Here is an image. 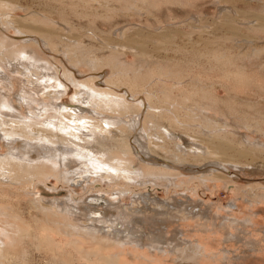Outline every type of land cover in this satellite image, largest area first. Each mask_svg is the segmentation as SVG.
<instances>
[{"label": "rangeland", "instance_id": "374dc122", "mask_svg": "<svg viewBox=\"0 0 264 264\" xmlns=\"http://www.w3.org/2000/svg\"><path fill=\"white\" fill-rule=\"evenodd\" d=\"M10 2L16 6L11 15L30 20L50 17L61 30L59 35H62L63 41L74 45L77 44V39L84 37L86 50L82 53L80 62H76V54H68L60 46L50 49L44 39L38 35L31 34L30 38L26 33L19 34L20 32L18 33L13 27L14 23H8L6 20L9 14L0 13V34L4 37V41L9 43L12 39L17 46L22 43H33L34 46L30 47L36 50L35 54L22 52L19 57L34 59L35 56L46 63L45 67H40L41 71L43 70L42 74L39 72L38 76L31 75L33 80H38L30 84L25 74H29L32 69L28 71L30 69L26 70L20 65L16 67L14 62L7 63L1 59L4 51L0 50L1 153L18 148H22V151L24 149L22 138L16 139L14 144L5 137L3 139L5 128L1 123L2 120L35 119L34 114H39L37 106L41 101L47 104V114H43L44 109H42V116L40 118L38 116L37 119L39 118L38 120L45 126L56 114L58 115L55 108H52L57 101L60 104H71L76 101L74 97L77 90L74 83L76 80L94 79L97 85L106 87L105 79L110 75L123 74L127 76L138 74L140 77L138 82H148L144 89H151L156 82H170L182 87L187 85V89L190 90H204L213 97H218L225 104H219L216 112L212 110L211 113L208 111L205 114L216 117L220 123H223L225 118L231 121L236 119L242 123L248 121L252 125V130H248L244 123L234 124L238 129L240 128L239 134L250 135L254 146L258 139L264 141V29H260L261 26L259 30L254 28L260 25L259 20L264 24V0H11ZM221 5L224 6L223 9L220 8ZM59 20L65 22L68 27ZM3 21L6 24H2ZM70 34L74 38H69ZM255 51L258 53L256 54ZM112 53L116 54L112 64L100 63L97 67L94 66V62L91 63L95 57L103 62L102 57L110 56ZM35 64L42 63L37 61ZM55 72L58 74L55 75ZM47 77L50 80L56 79L55 83L66 86L65 95L58 99L53 98L52 95L45 98L47 91L43 92V87L53 86L48 80L45 81ZM124 89L123 87L122 93L126 92ZM24 92L31 97L36 96L40 101L33 100L31 104L24 101L21 95ZM147 93V90L143 92L144 95ZM194 99V103L189 102L191 105L206 102L203 98ZM146 114L145 111L142 124H145ZM61 119L69 122L67 118ZM194 127L200 128V125L195 124ZM221 130L224 129H218ZM117 133L121 134V131L118 130ZM99 136L103 137L100 133ZM187 136L189 137L185 135L186 138ZM121 138L122 136H119L117 139ZM190 142L192 143L193 140ZM107 143L115 142L111 140ZM244 143L247 144L245 140ZM170 147V151L177 148L174 143ZM256 152L261 157L239 156L235 159L236 164L225 163V166L214 170L222 178L217 181L207 179L206 183L201 182L204 171L209 170L206 168L207 164L199 167L186 165L185 169L180 168L181 180H177L176 184L172 182L171 188L166 180L154 183L146 179L148 182L131 186L133 192L122 197L123 201H120L121 196L111 193L118 188L117 186L106 188L109 190L107 194L98 191L101 187L100 183L72 185L73 182L71 184L57 180L55 177H49L41 183L35 180L22 186L23 188L13 189L29 194L25 197L21 196L22 199L14 197L12 204H15L16 208L21 207L19 210L23 216L21 217L23 227L29 228L32 237L26 235L28 237L25 236L26 238L12 246L14 247H11L12 253L6 257L7 259L3 258L0 264H91L75 250H66L67 240L56 225L51 222L49 224V221H52L50 216L39 209L33 210V213L29 211L28 204L41 193L48 198L73 197L77 204L82 199L85 201L88 197L99 195L111 203L110 209H114L119 204L136 205L135 196L142 192H149L155 201L156 199L167 201L179 198L191 199L188 196L190 193L186 191L187 188L193 189L192 200L201 202L202 207L200 210L197 208L194 210L197 214L181 212L176 216L178 221L170 219L167 231L172 236L178 234L177 226L184 230V233L181 232L184 242H181V249L178 247L182 253L191 247L189 245H193L190 241L195 242L197 237L201 238L207 244L206 255H202L200 259L198 257L195 260H187L188 258L185 259L183 256L178 257V251L176 250V253L175 249L168 246L165 249H169V252L163 262L154 264H264V151ZM126 158L138 164L137 156H126ZM195 192L200 196L199 198L195 196ZM16 198L21 200L18 201ZM158 202V205H163V202L162 204ZM51 234L59 241L52 239ZM201 236H204V239ZM61 239H64V242L61 243ZM80 240L83 242L80 249L89 245V239L85 235L80 237ZM135 244L128 246L133 247ZM147 248L148 251L151 250ZM156 254L160 255L162 252L157 251ZM153 257L148 255L150 260ZM143 264L151 263L144 259Z\"/></svg>", "mask_w": 264, "mask_h": 264}, {"label": "bare ground", "instance_id": "6f19581e", "mask_svg": "<svg viewBox=\"0 0 264 264\" xmlns=\"http://www.w3.org/2000/svg\"><path fill=\"white\" fill-rule=\"evenodd\" d=\"M10 1L0 0V13L2 15L9 14V18L6 20L8 23H14L13 27L18 33L20 32L19 34L38 35L44 39L46 46L50 49L60 46L66 53L76 54L75 60L80 62L82 53L86 50L84 37L77 39V44L66 43L61 39L62 35H59L61 30L52 18L42 19L36 16L37 18L30 20L15 17L11 13L14 12L16 6ZM223 7L221 5L220 8L223 9ZM59 21L65 23L62 20ZM259 23L257 28L254 27L255 30H259L260 26L262 27L260 29H264L261 20ZM2 24L6 23L3 21ZM65 25L68 27L66 23ZM28 36L26 35V38ZM29 37L31 38V36ZM68 37L74 38L71 37V34ZM36 39L35 37L34 40ZM30 46H34V44L22 43L17 46L12 39L6 43L0 34V50L4 51L1 59L9 64L14 62L16 67L20 65L26 70L30 69L28 71L32 69L31 74H25L27 82L31 84L38 80L37 78V80H33L31 75L38 76L39 72L42 74L43 70L41 71L40 67H45L46 63L35 56L34 59L19 57L22 52L35 54L36 50L31 49ZM102 58L103 62L97 60L100 58L95 57L91 63L94 62V66L97 67L100 63L112 64L116 54L112 53L110 56ZM37 61L42 64L36 65ZM139 78L138 74L134 76L110 75L105 79L106 87L97 85L94 79L75 81L73 78L75 86H77L76 96H74L76 101L71 104H60L57 101L52 108H55L58 115L56 114L52 118L53 120L51 119L45 126L41 123L42 121H39V118L42 116V109H44L43 114L47 112V104L42 103L36 96L31 97L26 92L19 93L22 95V99L30 104L33 100L40 101L38 103L40 105L37 106V110L40 112L34 114L35 119L16 120L11 118L1 121L5 128L3 139L5 137L15 143L16 139L22 138L24 149L22 151V148H14L13 151L0 152V262L12 253L10 252L14 248L12 246H15L26 235H30L29 228L26 229L22 224L21 217L23 216L19 210L21 207H17V209L15 204H12L14 197H25L28 193L13 191V189L24 187L35 180H39L41 183L42 180L55 177L57 180L71 184L73 182L72 185L87 182L100 183L101 187L98 191L105 193L109 192L106 188L117 186L116 190L110 192L121 196L120 201H123L122 197L133 192L131 186H139L147 180L154 183L166 180L170 185L172 182L176 184L177 180H181L179 175L182 170L180 168L185 169L186 165L199 167L207 164L206 168L209 170L204 171V177L201 179V182L206 183L207 179L216 181L222 179L221 175L215 173L214 170L225 166V163L236 164L235 159L239 156H255L259 155L256 151H264L263 140L258 139L254 146L250 135L239 134L240 128L238 129L234 125L244 123L243 125L250 130L252 126L250 122L242 123L236 119V121H231L225 118L226 121L220 123L216 117L205 114L212 110L216 112L219 104L225 105L218 97H213L204 90H190L187 89V85L182 87L170 82H156L151 89H144L148 82H138ZM47 80L53 86L51 84L52 87H43L42 91H47L45 98L52 95L53 98L58 99L66 92V86L55 83L56 79L50 80L47 77L45 81ZM11 82L13 84L12 80ZM123 87L125 93L121 91ZM145 90L148 91L146 95L143 94ZM1 97L2 95H0ZM194 98H203L206 102L191 105L189 102L195 100ZM145 111L147 112L146 121L145 124H142ZM4 113L7 114V112ZM58 116L60 117L58 118ZM229 116L228 114L227 117ZM62 117L67 118L69 122L62 121ZM10 121L14 123L10 124ZM179 122L187 125H182ZM149 123L151 124L149 125ZM41 124L42 126L39 127ZM195 124H199L200 128H195ZM220 128L224 130L218 131ZM118 130L121 131V134L117 133ZM99 133L102 134V138ZM185 135H189L191 139L188 136L186 138ZM119 136L122 138L117 139ZM111 140L117 142L116 145L107 143ZM191 140H193L192 143ZM244 140L249 145H245ZM172 143L177 148L170 151L169 147ZM126 156H137L138 164L133 163ZM200 161L202 162L198 163ZM213 163L214 165H212ZM192 190L190 188L186 190L190 193L188 196L191 199L179 198L174 201L156 199L160 203L163 202V205H158L159 202L157 201V203L149 192L135 193V195L138 194L134 199L135 206H126L125 203L119 204L114 209H110L111 203L99 195L88 197L85 201L82 199L77 204L73 197L64 198V200L57 197L48 198L41 193L28 204V209L32 213L33 210L39 209L50 216L52 221H49V224L56 225L66 237H64L67 240L68 249L66 250H75L91 264H143L144 259H147L151 264L163 262L169 252V249H165L168 246L175 249V252L178 251V257L183 256L185 259L188 258L187 260H195L206 255L207 244L197 237L195 242L190 241L193 245H189L191 247L187 248L185 252L183 249L184 253H182L178 247L184 239L181 235L184 230L177 226L179 235L173 234L172 236L167 231L170 219L176 221L178 218L176 216L181 212L192 214L196 208L197 210L201 209V202L192 200L193 194L191 193H194ZM69 191L71 192V190ZM195 196L200 197L198 194ZM20 198L19 200L22 199ZM16 200L18 199L16 198ZM18 203L20 204V202ZM59 221L60 223H58ZM151 223L155 224L151 225ZM30 232L32 231L30 230ZM84 235L89 239V245L80 249L83 243L80 237H84ZM50 236L56 242L59 241L52 234ZM207 236L209 237V235ZM201 237L204 239V236ZM187 238L190 239V237ZM64 239H61V243L64 242ZM133 243H136L135 246H128ZM147 247L151 250L148 251ZM157 251L162 254H156ZM69 254L72 253L69 252ZM149 254L157 259L153 257L150 260ZM68 262L71 261L68 260Z\"/></svg>", "mask_w": 264, "mask_h": 264}]
</instances>
